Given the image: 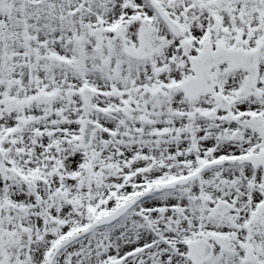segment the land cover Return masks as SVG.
<instances>
[{
	"label": "snow or ice",
	"instance_id": "snow-or-ice-1",
	"mask_svg": "<svg viewBox=\"0 0 264 264\" xmlns=\"http://www.w3.org/2000/svg\"><path fill=\"white\" fill-rule=\"evenodd\" d=\"M0 264H264V0H0Z\"/></svg>",
	"mask_w": 264,
	"mask_h": 264
}]
</instances>
